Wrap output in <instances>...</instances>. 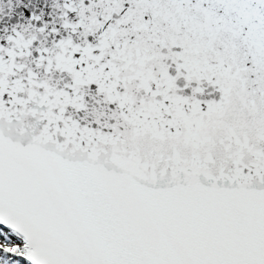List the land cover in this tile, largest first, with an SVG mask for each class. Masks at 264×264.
<instances>
[{"label":"snow or ice","instance_id":"6c2138e0","mask_svg":"<svg viewBox=\"0 0 264 264\" xmlns=\"http://www.w3.org/2000/svg\"><path fill=\"white\" fill-rule=\"evenodd\" d=\"M0 264H264V0H0Z\"/></svg>","mask_w":264,"mask_h":264}]
</instances>
